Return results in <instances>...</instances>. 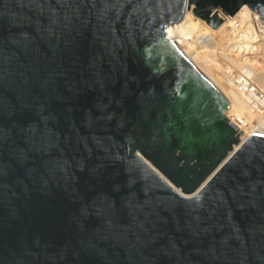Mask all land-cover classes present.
Segmentation results:
<instances>
[{"label":"water","instance_id":"obj_1","mask_svg":"<svg viewBox=\"0 0 264 264\" xmlns=\"http://www.w3.org/2000/svg\"><path fill=\"white\" fill-rule=\"evenodd\" d=\"M264 0H0V264H264V121L184 39Z\"/></svg>","mask_w":264,"mask_h":264},{"label":"clouds","instance_id":"obj_2","mask_svg":"<svg viewBox=\"0 0 264 264\" xmlns=\"http://www.w3.org/2000/svg\"><path fill=\"white\" fill-rule=\"evenodd\" d=\"M248 11L250 13V16L242 23H240L238 26H236L235 28L229 31V34H232L236 38V40L233 39V41L235 40V45L238 48V53L241 54V51L239 50L241 43L242 46L245 44L244 50L248 52L247 63L244 61L239 62V68L231 67L230 69L229 67L226 66V68L229 70L227 71L226 68L224 67L223 71L225 72V76L228 75V79L232 81L231 83L234 82L236 88L239 89L246 96L248 100H250L253 104H255L256 108L258 109L263 108L262 110L264 111V107H263L264 95L260 96L259 90L254 89L255 87L258 89L264 88V80L258 81L257 78L252 79V76H256L257 74H261L264 77V44L260 41L256 28L258 24L264 23V18L260 17L257 12H254L249 8ZM248 26L249 29H247ZM243 31L246 33V36L240 35V32L242 33ZM244 56L245 55H243L242 57ZM241 65H244L243 68L240 67ZM250 69H253L254 71H256V73L249 74ZM239 77L245 78V81L247 83V88L243 89L239 86L238 84ZM252 85H255L254 88Z\"/></svg>","mask_w":264,"mask_h":264},{"label":"bare ground","instance_id":"obj_3","mask_svg":"<svg viewBox=\"0 0 264 264\" xmlns=\"http://www.w3.org/2000/svg\"><path fill=\"white\" fill-rule=\"evenodd\" d=\"M185 16L183 18L182 21L176 23V24H172V25H169L167 28H166V35L172 39H174L176 36L180 37V36H191L193 31H194V28L197 27L196 25V22H198L195 18H193L188 12L184 13ZM190 19H194L196 21H191ZM205 26V25H203ZM205 28L209 29L207 26H205ZM247 29H249V26L247 27ZM246 29V30H247ZM210 30V29H209ZM248 32V31H247ZM243 34H241L240 32V35L242 36H246V33L243 31L242 32ZM195 36V35H194ZM241 37V36H240ZM231 39V38H230ZM243 39V38H242ZM233 39L229 40V41H232ZM189 42L194 48H197V45L194 44L195 42L194 41H187ZM197 43V42H196ZM241 43V42H240ZM200 44V43H199ZM228 46V45H227ZM235 46V45H233ZM244 46L245 44L242 46V43L240 45V51H241V54L240 53H237V55L234 57V59L230 56H228L229 58L225 57L224 59L222 58V60L225 62L227 61L226 64H229V67L231 69V67H236V68H239V62H246L247 63V60H248V57H245L247 55L248 52H246L244 50ZM230 48V45L228 46ZM236 47V46H235ZM203 52V48H201ZM226 49V48H225ZM236 49V48H234ZM228 50V49H226ZM197 51V50H196ZM205 51V50H204ZM198 52V51H197ZM222 53V52H221ZM198 54L200 55V57L208 64V66L217 74V76L260 118L264 121V111L262 110L263 108L261 109H258L255 107V104H253L250 100H248L246 98V96L239 90L236 88L234 82L231 83L232 81H230L228 79V75L225 76V72L223 71V66L222 65V62L217 60L216 58H213L211 60L207 59L206 58V55H205V52L204 54L198 52ZM243 55H245L244 57H242ZM239 56V57H238ZM229 59V60H228ZM244 65H241L240 67L243 68ZM226 70L228 71L229 69L226 68ZM259 80H263V78L261 77V79ZM258 80V81H259ZM255 89L259 90L258 88L255 87ZM260 96H263V95H260ZM264 107V105H263Z\"/></svg>","mask_w":264,"mask_h":264},{"label":"rangeland","instance_id":"obj_4","mask_svg":"<svg viewBox=\"0 0 264 264\" xmlns=\"http://www.w3.org/2000/svg\"><path fill=\"white\" fill-rule=\"evenodd\" d=\"M184 16H185V14L183 15L181 21L183 20ZM190 20L196 21L194 19H190ZM196 25H197V27L194 28V31H193L191 36H187V37L186 36L185 37L184 36H180V37L176 36L175 38L176 39H184L186 41H194L195 42L194 44L197 45V48H195V50H197L198 52H200L202 54H204V52H205L206 58L209 60L216 58L217 60L222 62V65H224L222 68H224V67L226 68V66H228L229 64H226L227 61L224 62L222 60V58L223 59L225 57L229 58L228 56H230L234 59V57L237 55L238 48L235 45L236 38L232 34H229V32L222 34V35H216L211 30L205 28V26H203L204 24H202L199 21L196 22ZM241 34H243V33H241ZM230 38L235 39V40L229 41V40H231ZM227 45L228 46L230 45V48ZM233 45H235L236 47ZM201 48H203V52H201L202 51ZM225 48L228 50H226ZM234 48H236V49H234ZM246 57H248V55H246ZM255 73H256V71H254L253 69L249 70V74H255ZM261 77L264 80V77L261 74H257L256 76H252V79L257 78L259 80V79H261ZM252 86L254 88L255 85H252ZM263 93H264V88L259 89V95H264Z\"/></svg>","mask_w":264,"mask_h":264},{"label":"built area","instance_id":"obj_5","mask_svg":"<svg viewBox=\"0 0 264 264\" xmlns=\"http://www.w3.org/2000/svg\"><path fill=\"white\" fill-rule=\"evenodd\" d=\"M256 28L258 32V37L260 41L264 44V23L258 24ZM238 84L243 89L247 88V83L244 77H239Z\"/></svg>","mask_w":264,"mask_h":264}]
</instances>
